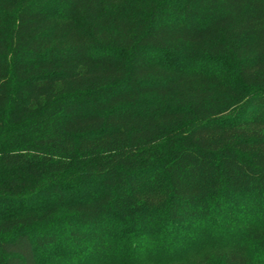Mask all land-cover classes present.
Masks as SVG:
<instances>
[{"label": "trees", "instance_id": "obj_1", "mask_svg": "<svg viewBox=\"0 0 264 264\" xmlns=\"http://www.w3.org/2000/svg\"><path fill=\"white\" fill-rule=\"evenodd\" d=\"M0 264H264V0H0Z\"/></svg>", "mask_w": 264, "mask_h": 264}]
</instances>
